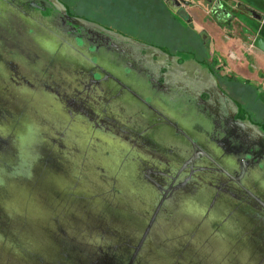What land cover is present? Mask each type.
I'll list each match as a JSON object with an SVG mask.
<instances>
[{"label":"water","instance_id":"water-1","mask_svg":"<svg viewBox=\"0 0 264 264\" xmlns=\"http://www.w3.org/2000/svg\"><path fill=\"white\" fill-rule=\"evenodd\" d=\"M13 1L0 0V31L6 35L0 33V264H195L199 257L187 251L207 244L212 264L224 255L227 264H264V174L248 171L264 170V132L235 118L238 106L214 75L194 60L200 104L159 101L148 73L125 57L130 44L148 48L99 31L104 45L88 47L84 23L58 0H39L41 10L55 11L57 32L78 38L84 50H77L44 23L24 20ZM257 20L262 23V16ZM13 24L20 29L18 51L2 43L12 37ZM76 28L82 31L77 34ZM243 28L248 37L255 34L245 22ZM257 35L251 46L264 53V39ZM80 70L86 83L103 87L95 110L130 118L144 132L143 145L165 154L172 149L180 168L170 171L147 157L109 151L108 143L118 144L113 138L101 142L56 91L50 93L52 87L63 91V85L72 89ZM10 71H17L21 82ZM166 75L159 77L162 86ZM211 101L218 118L229 124L213 125L201 110ZM156 107L171 117L157 115ZM241 133L252 140L250 156L258 154L250 157L252 166L243 159L246 166L235 176L237 153L223 151L221 143ZM205 174L212 177L206 180ZM175 219L189 225L179 232ZM179 239L180 250L174 251Z\"/></svg>","mask_w":264,"mask_h":264},{"label":"rangeland","instance_id":"rangeland-1","mask_svg":"<svg viewBox=\"0 0 264 264\" xmlns=\"http://www.w3.org/2000/svg\"><path fill=\"white\" fill-rule=\"evenodd\" d=\"M16 1L19 0H14L13 2L15 3ZM58 1L64 6L70 17L75 18L77 21L86 25L82 34L84 41L88 44V47H91L92 43L99 41L97 38V35H99L97 31H99L110 36H116L120 39L129 40L130 42L138 44L143 48L151 49L155 52L161 53L162 55H168L171 59L182 60V63L194 61L195 56H197L199 60L206 58L203 46L199 42L198 37L195 36L198 33L197 26L188 25V23H186L179 15L173 14L172 11L168 10L162 3V0ZM191 1L193 4L192 7H186V9L188 8V16L192 12L194 13L192 9L195 11L196 9L197 11H201L200 9H208L203 0ZM6 2L10 3V0H6ZM15 4L19 6V3ZM240 18L241 20H244V17L240 16ZM39 21L44 23L47 27L52 28L54 31L57 30L55 28L56 25L53 23L54 21L55 23L58 22L56 18H52L51 20L42 18L39 19ZM32 24L33 22H31V25ZM13 26L14 32L12 33V37L10 36L8 39L4 37V41L2 43L18 51L21 47V43L18 41L20 29L17 24H13ZM0 33L5 35V33L1 31ZM59 34H61L64 40L74 45L77 50H84L79 48L80 46L78 47V38H71L70 35H65L63 33ZM203 64L205 65L207 63L203 62ZM10 74L14 80L21 82V75H19L17 71H10ZM86 78V74L80 70L76 75V79L74 78L75 83H73L72 89H66V86L63 85L61 86V88L64 89L63 91L58 90V88L55 89L54 87L49 88L48 90L53 94L54 91H56L60 95L59 101L64 103V106L68 109L72 110V115L80 118L81 121L90 125L92 130L99 135L97 137L102 140L101 142H105L107 139L113 138L118 143L117 146H111L107 141L108 144L106 147L110 149L109 151L116 154L121 153L120 155H124L126 154L125 152H129L132 153L131 155L135 154L147 157L156 165L167 167L170 171H176L173 169L174 166L176 168H180V164L175 165L176 157L174 156L176 155V152L172 149H169V154H165V152H153L151 147L143 145L144 140L142 136L144 135V132L141 129H138L137 125L131 122L132 120L130 118L124 114H119L117 118H114L111 115L102 114L98 110H95L94 107H98L97 104L99 101L96 98L101 95L104 96V90L102 89L103 87L99 88L98 85L95 87L91 86L92 84L90 85V83H86ZM69 98L75 99V102H72ZM94 101H96V103ZM99 104H101V102ZM155 109L170 116L168 113L164 112L163 109H159L157 107ZM108 117L110 118L109 120ZM155 123L158 122H153L151 125L154 124L155 127H164L169 129V126L166 124ZM57 139H59V137H57ZM119 144H121V146ZM106 147L102 149H105ZM199 160H202V158ZM113 170H115L114 167ZM248 171L250 175L257 173L264 174V170H259L257 167L248 168ZM116 174L120 176L117 171ZM184 174L186 175V173ZM205 175H207L206 177L204 176L206 180L208 177H212L208 176V174ZM121 178L122 180H125V178ZM132 181L133 180L130 177V182ZM131 185L132 184L130 183V187ZM175 223L178 224L175 225V228H179V232H182V230L185 229V224H187L181 223L178 219H175ZM188 225L189 222L186 226ZM182 241L183 239L176 240V243L172 245V247L174 246V251L180 250L176 248H178L177 244L180 245ZM218 243H222L225 247V242L218 241ZM207 246L209 248L210 245L207 244L205 249H201L196 252L194 247L191 245V249L187 251V253H190V255L196 253L200 258H197L198 261H196L195 264H212V253L210 248L208 249ZM252 251L254 252V250ZM221 253L226 254V251L223 250ZM250 256L252 257V255ZM220 264H227L225 255L221 259Z\"/></svg>","mask_w":264,"mask_h":264},{"label":"flooded vegetation","instance_id":"flooded-vegetation-1","mask_svg":"<svg viewBox=\"0 0 264 264\" xmlns=\"http://www.w3.org/2000/svg\"><path fill=\"white\" fill-rule=\"evenodd\" d=\"M39 0H19L15 3H19V6L15 4V7L19 11L21 17L31 22L39 23V19L47 18L51 20L52 18H56L57 15L55 11H53L52 8L49 9V13L46 15L43 10H41L38 6ZM206 6L211 2H213V11H211L212 17L211 19L218 24H223L224 21L231 23V25H237L242 26L244 20H241L240 16L244 18H249L252 16L253 18H256V13L258 14L257 17L262 16V23H259V27H264V0H203ZM162 3L166 6V8L170 11H172L173 14L179 15L183 20L188 23V25H191L190 18L188 16L187 9L189 7H192V1L191 0H162ZM38 5V6H37ZM186 7H188L186 9ZM209 16V14H208ZM259 17V18H260ZM256 18V19H259ZM246 23V22H245ZM227 24V23H225ZM67 25V24H66ZM65 30L67 27H64ZM75 33H79L82 31V28H76ZM102 35H97L98 42L104 45ZM197 36V35H195ZM200 40L203 39L201 34H198L197 36ZM202 43V42H201ZM108 45L111 44L110 41L107 42ZM203 45V51L206 54V58H203L199 60L197 56H195V60L199 64H203V62L207 63L206 65L208 67H211L210 70L212 73L217 77L214 71V66H212V62L208 60V51L206 49V44L202 43ZM120 50H122L120 48ZM125 57L130 58V60L133 62V67H136L139 70H142L143 72H147V77L151 79V89L152 92L155 94L156 99L159 101H167L170 103H178L182 104V100H188L196 104H200V102L196 98V94L200 91L199 86L197 84V81L195 80L196 72L198 71L197 67L191 63V62H185V67L182 66V60L177 59H171L168 55H157L156 52L147 49L143 50L141 48L135 47L130 44V52L125 51ZM161 54V53H160ZM204 65V64H203ZM164 66L168 67V72L166 73V70L163 68ZM166 75V84L165 86H162V75ZM158 79V84L156 85V80ZM186 82L187 84H185ZM202 98H206L205 95H202ZM225 105L224 107H226ZM151 108V107H150ZM201 110L205 112L207 110L208 115L211 116V121L213 125H215L218 122H221L222 125H226L228 121L224 116H221L218 118V116L215 113V102L211 101V103H202L200 106ZM155 111V110H154ZM157 112V111H155ZM160 112H157V115H160ZM163 114V113H162ZM241 113L239 112L238 115H236V119L240 118ZM162 118V117H161ZM163 120L171 121V118L166 119L162 118ZM153 121V120H152ZM171 123V122H170ZM178 125L177 123H174ZM229 124V123H228ZM180 133H177V135ZM228 140H223V143H221V148L223 151H226L227 153H237L238 156V166L239 171L237 172V175H241V171L245 168L244 166H252L253 162L250 160L255 155L257 156L258 152H254L253 155L250 156L249 149L252 147V140H250L248 137H246L244 134L241 133L238 138L234 139L232 142H227ZM258 151H262L258 148ZM243 159L247 163L246 165L243 164ZM238 178V177H237ZM231 180V179H228ZM237 181V179H234ZM232 181V180H231ZM236 184V183H235Z\"/></svg>","mask_w":264,"mask_h":264},{"label":"crops","instance_id":"crops-1","mask_svg":"<svg viewBox=\"0 0 264 264\" xmlns=\"http://www.w3.org/2000/svg\"><path fill=\"white\" fill-rule=\"evenodd\" d=\"M207 8L201 11L192 9L194 13L189 15L191 25L198 28L197 36H204L198 39L206 44L208 60L212 62L217 77L211 67L204 66L214 75L221 90L236 103L240 119H248L264 132V53L250 47L259 28L256 18L260 16L257 17L256 13V18H244L255 32L248 37L242 26L231 25L227 20L224 25L214 22L211 19L213 2ZM257 36L264 39V30Z\"/></svg>","mask_w":264,"mask_h":264},{"label":"trees","instance_id":"trees-1","mask_svg":"<svg viewBox=\"0 0 264 264\" xmlns=\"http://www.w3.org/2000/svg\"><path fill=\"white\" fill-rule=\"evenodd\" d=\"M44 13L47 15L49 13V9L45 10Z\"/></svg>","mask_w":264,"mask_h":264},{"label":"built area","instance_id":"built-area-1","mask_svg":"<svg viewBox=\"0 0 264 264\" xmlns=\"http://www.w3.org/2000/svg\"><path fill=\"white\" fill-rule=\"evenodd\" d=\"M263 21H264V16H263ZM250 47H252V46H250Z\"/></svg>","mask_w":264,"mask_h":264}]
</instances>
